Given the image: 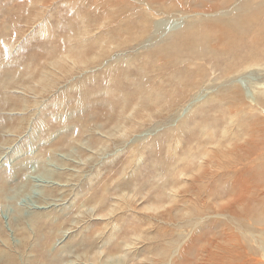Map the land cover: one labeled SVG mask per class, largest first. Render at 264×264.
I'll return each instance as SVG.
<instances>
[{"label": "rangeland", "instance_id": "1", "mask_svg": "<svg viewBox=\"0 0 264 264\" xmlns=\"http://www.w3.org/2000/svg\"><path fill=\"white\" fill-rule=\"evenodd\" d=\"M71 4L0 0V264H149L192 239L180 264H207L242 243L245 220L264 215V175L247 177L239 218L227 207L242 192L222 196L230 181L216 175L254 150L264 164V62L239 70L242 94L227 105L217 91L233 80L219 69L171 109L146 105L166 36L124 34L115 47L107 19L83 21ZM174 88L159 90L167 100Z\"/></svg>", "mask_w": 264, "mask_h": 264}, {"label": "bare ground", "instance_id": "2", "mask_svg": "<svg viewBox=\"0 0 264 264\" xmlns=\"http://www.w3.org/2000/svg\"><path fill=\"white\" fill-rule=\"evenodd\" d=\"M56 1L58 0H45V5L48 4L49 6L46 7H50ZM70 3L76 5L75 14L82 16L83 21L90 20L97 23L100 21L99 18L107 19V27L102 30L101 35L108 37L109 34V40L115 47L128 43L129 40L118 43L119 41L116 39V36L124 34H134L136 42H149L157 33L160 36H166L165 42L163 41L161 46L155 47L152 54L156 55V58L151 61L148 68L149 73H155V79H159V85L153 91L150 88L141 90V98H147L143 100L146 105L159 107L165 103L164 106L171 109L179 105L186 96L192 93V90L194 92L196 88L202 87L210 79V75L218 69L222 80L226 82L233 80L230 85L226 84L225 87L217 91V95L222 97H220L223 100L221 101L226 104L229 100H236L242 94L240 87L233 79L239 70L248 69L264 62V0H70ZM77 4L80 5L79 8ZM121 16L122 19L119 18ZM166 18H171L170 23H168L169 20L168 24L163 23ZM207 63H214L212 70L207 68ZM166 69L180 71L175 73L176 71L173 70L174 72L169 74L170 71L164 73ZM165 86L175 87L174 93L170 96L174 97L173 102L169 100L170 97H167L166 100L164 93L159 90H166ZM238 132L240 131L238 130ZM227 133L228 131L223 132L224 136ZM235 142H237V138ZM250 150H254V148ZM262 159L263 156L258 150H254L246 162L232 164L237 163L234 161L228 163V167L226 165L220 167L222 172L217 173L216 177L219 179L227 177L230 182H219L216 185V190H220L221 195L224 191H226L224 195L227 192H242L232 201L229 199L231 202L229 201L227 213L232 212L231 217L239 218L238 205L249 200L245 195L247 188L251 187L247 177L251 176L253 179L259 174L264 175V164L259 162ZM207 163L213 164L211 159ZM207 174L210 173L206 172ZM260 195L262 194L260 193ZM260 199L263 201V198ZM252 202L254 203V199ZM262 204L264 203L262 202ZM242 210L247 214L246 208H242ZM202 212L199 211L198 214ZM200 216L194 217L192 229L194 227L202 229V223L206 217L199 218ZM210 216L205 220L206 224L216 215ZM243 217L245 216L241 218L243 219ZM251 219V222L245 220L242 231L240 230L243 242H240L238 235L234 236L232 247L237 248V253L233 251V248L223 250L222 253H217L218 256L213 259L207 258L206 263L264 264V215L262 217L260 215L259 219ZM192 235L193 233H190V236ZM192 240L179 241L176 244L168 242V245L169 243L171 245L168 257H163V261L159 256H155V259L148 258V263L160 264L162 261V264H180L181 258L183 259L181 256L188 246L191 247ZM168 245L166 246L168 247ZM116 246L121 249L120 244L111 245L107 252H113ZM208 250L209 248L206 247L204 253ZM129 263L119 260L114 264Z\"/></svg>", "mask_w": 264, "mask_h": 264}]
</instances>
